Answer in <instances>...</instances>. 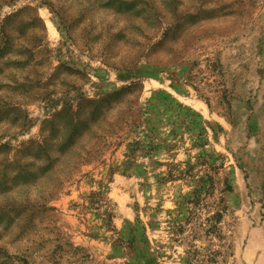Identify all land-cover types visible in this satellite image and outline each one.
Returning <instances> with one entry per match:
<instances>
[{"label":"rangeland","instance_id":"374dc122","mask_svg":"<svg viewBox=\"0 0 264 264\" xmlns=\"http://www.w3.org/2000/svg\"><path fill=\"white\" fill-rule=\"evenodd\" d=\"M0 264H264V0H0Z\"/></svg>","mask_w":264,"mask_h":264}]
</instances>
